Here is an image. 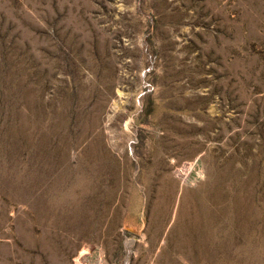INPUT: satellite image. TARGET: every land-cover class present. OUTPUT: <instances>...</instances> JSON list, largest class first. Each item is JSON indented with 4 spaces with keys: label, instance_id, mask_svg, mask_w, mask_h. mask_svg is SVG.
I'll use <instances>...</instances> for the list:
<instances>
[{
    "label": "rangeland",
    "instance_id": "obj_1",
    "mask_svg": "<svg viewBox=\"0 0 264 264\" xmlns=\"http://www.w3.org/2000/svg\"><path fill=\"white\" fill-rule=\"evenodd\" d=\"M0 264H264V0H0Z\"/></svg>",
    "mask_w": 264,
    "mask_h": 264
}]
</instances>
